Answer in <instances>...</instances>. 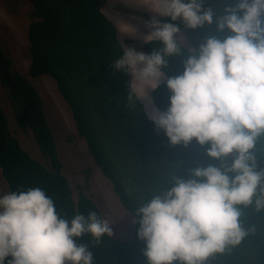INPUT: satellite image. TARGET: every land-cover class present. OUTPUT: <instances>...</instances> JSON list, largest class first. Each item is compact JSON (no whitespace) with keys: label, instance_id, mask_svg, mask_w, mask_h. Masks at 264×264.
<instances>
[{"label":"clouds","instance_id":"clouds-1","mask_svg":"<svg viewBox=\"0 0 264 264\" xmlns=\"http://www.w3.org/2000/svg\"><path fill=\"white\" fill-rule=\"evenodd\" d=\"M205 3L145 0L155 13L145 21V43L163 46L151 54L124 48L114 64L131 77L128 99L147 101L148 119L170 145L195 141L220 161L193 168L187 177L173 176L163 196L137 210L133 223L139 224L148 264H208L256 231L242 225L244 208L264 211V0H224L219 15ZM213 24L216 32L230 34L221 40L209 33L197 48L188 31ZM185 49L183 73L166 76L165 57L185 56ZM162 82L170 92L166 110L149 95ZM86 233L99 242L112 228L95 212L69 222L40 187L0 197V264L9 257L7 264H93L87 245L76 242Z\"/></svg>","mask_w":264,"mask_h":264},{"label":"trees","instance_id":"trees-1","mask_svg":"<svg viewBox=\"0 0 264 264\" xmlns=\"http://www.w3.org/2000/svg\"><path fill=\"white\" fill-rule=\"evenodd\" d=\"M30 1L34 8L28 30L30 74L33 77L47 74L56 80L94 162L110 179L120 203L135 220L139 219L140 207L155 195L163 196L165 189L171 187L173 176L187 177L193 168L220 165L219 160L208 156L205 148L195 141L188 147L170 145L165 134L158 133L148 119L142 100L135 95L131 101L128 99L131 77L114 68L125 46L118 26L103 10L109 0ZM224 6V0L205 3L217 15ZM159 19L175 23L170 17ZM178 23L184 28L182 22ZM188 32L197 48L209 33L221 40L230 34L216 32L215 24ZM162 46L160 41H148L143 44V50L151 54ZM184 51L185 56L165 57L169 61V68L164 70L166 76L183 73L187 49ZM4 59L9 65V59ZM13 77L16 84L8 86L9 99L18 117L28 108L29 117L21 126L32 129L47 164L22 147L0 106V167L10 192L40 187L54 201L58 214L69 222L78 214L87 217L90 212L103 220L99 207L88 194L80 190L78 200L73 196L38 89L20 73H14ZM151 94L157 107L168 108L170 92L165 82ZM226 159L231 161V157ZM241 222L245 228L255 226L256 231L231 252L210 258L208 264H264V211L257 213L254 206L244 208ZM138 228L136 223L132 239L106 233L97 242L91 233H86L77 237L76 242L87 245L93 254V264H148L143 255L145 243L137 236ZM7 259L11 257L6 258L5 264Z\"/></svg>","mask_w":264,"mask_h":264},{"label":"rangeland","instance_id":"rangeland-1","mask_svg":"<svg viewBox=\"0 0 264 264\" xmlns=\"http://www.w3.org/2000/svg\"><path fill=\"white\" fill-rule=\"evenodd\" d=\"M144 3L140 0H109L103 8L118 26L119 37L125 48H135L143 53V44L149 31L145 21L155 14ZM32 11V4L28 0H0V45L10 61L9 67L11 71L29 78L43 98L47 120L63 161V173L69 179L75 200H78L80 190L84 191L95 201L103 220L112 228L110 235L132 239L135 216L123 207L110 179L94 162L87 141L78 133L71 107L62 96L56 80L47 74L33 77L29 72L31 55L28 29L33 20ZM125 28L134 30L125 31ZM9 90L8 86L2 84L0 76V106L5 111L11 132L33 157L47 164L32 129L21 126L20 116L9 99ZM152 91H149L151 97ZM8 193L10 190L0 167V197Z\"/></svg>","mask_w":264,"mask_h":264},{"label":"water","instance_id":"water-1","mask_svg":"<svg viewBox=\"0 0 264 264\" xmlns=\"http://www.w3.org/2000/svg\"><path fill=\"white\" fill-rule=\"evenodd\" d=\"M0 71L3 73L6 83L10 86H14L16 80L12 78L9 67L7 66L3 56L0 57ZM25 111L28 112V108H25Z\"/></svg>","mask_w":264,"mask_h":264},{"label":"flooded vegetation","instance_id":"flooded-vegetation-1","mask_svg":"<svg viewBox=\"0 0 264 264\" xmlns=\"http://www.w3.org/2000/svg\"><path fill=\"white\" fill-rule=\"evenodd\" d=\"M148 11V10H147ZM146 13H148L149 14V12H146ZM14 73L15 72H13V71H11V76H12V78H14L13 76H14ZM0 76H1V78H2V76L3 75H1V71H0ZM4 77V76H3ZM2 84L3 85H8V84H6V82H5V77H4V81H3V78H2ZM15 84H16V82H15ZM15 84H14V86H15ZM8 86H10V85H8ZM25 108H27V107H25ZM28 117H29V110H28V112H26L25 111V109L23 110V112H22V114H21V116H20V121L21 122H24V121H26L27 119H28Z\"/></svg>","mask_w":264,"mask_h":264},{"label":"crops","instance_id":"crops-1","mask_svg":"<svg viewBox=\"0 0 264 264\" xmlns=\"http://www.w3.org/2000/svg\"><path fill=\"white\" fill-rule=\"evenodd\" d=\"M149 95H150V92H149ZM142 100V99H141ZM143 101V103H144V106H145V104L147 103V101H145V100H142Z\"/></svg>","mask_w":264,"mask_h":264},{"label":"bare ground","instance_id":"bare-ground-1","mask_svg":"<svg viewBox=\"0 0 264 264\" xmlns=\"http://www.w3.org/2000/svg\"><path fill=\"white\" fill-rule=\"evenodd\" d=\"M140 1H142V2L144 1L145 2V0H140ZM149 2H150V0H149Z\"/></svg>","mask_w":264,"mask_h":264}]
</instances>
